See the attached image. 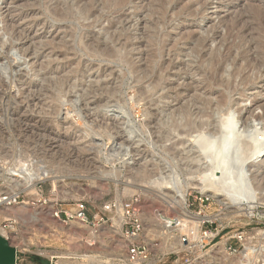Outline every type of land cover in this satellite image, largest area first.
Returning a JSON list of instances; mask_svg holds the SVG:
<instances>
[{"label":"rangeland","instance_id":"1","mask_svg":"<svg viewBox=\"0 0 264 264\" xmlns=\"http://www.w3.org/2000/svg\"><path fill=\"white\" fill-rule=\"evenodd\" d=\"M36 1L0 0V166L3 172L17 175V178L20 176L16 171L23 163H30L33 168L44 166L56 173L55 186L50 180L38 183L40 196L23 191L27 194L25 201H29L24 212L16 208L1 212L18 218L16 232L9 238L18 250L17 264H67L59 262L57 257L64 254L77 256L80 261L81 256L89 257L93 264H123L129 240L119 228L120 219L115 217L114 222H102L96 214L106 201H122L133 196L139 197L144 225L142 239L151 250L145 264H248L249 260L258 264L261 257L256 255L264 243V204L254 210L238 211L226 208L217 198L190 190L183 209L170 196V190L156 189L132 174L146 165L147 171L155 175L166 153L161 145L170 152L181 150L176 146L177 132L169 141L161 139L159 110L177 109L188 103L189 108L194 109L191 111H196L192 99L205 95L208 90L202 83V69L194 61L195 53L190 50L194 45L193 36L207 38L203 52L218 46L219 40L226 36L227 25L236 18L241 19L240 25L252 22L251 13L257 6H264V0H177L175 7L179 9L174 7L163 13L153 12L155 0H131L120 12L101 8L99 16L82 15L74 22L58 21L51 15L49 8L54 1L52 4L49 0ZM90 22L92 25L87 26ZM112 22L115 27L104 32ZM71 30L77 33L76 42L68 36ZM250 31L241 34L247 43ZM119 33V40L113 42L114 35ZM63 36L64 40L73 42L70 46H77L70 47L72 50L67 51L66 59L57 49L47 45L51 38L57 41ZM92 36L105 39L111 48L118 50L116 56L89 48ZM72 53L75 55L69 57ZM153 64L162 65L155 78H142L144 71L149 73ZM159 75L164 82L161 80L156 86ZM56 80L65 82L61 92L63 103L56 107L59 115L54 113L55 103L44 91L50 81ZM108 87L114 96L103 92ZM256 87L260 94L254 98L264 99V83ZM255 90L247 92L248 100L244 99L242 105L254 108L250 95ZM163 94L167 95L161 98ZM98 97L97 105L94 102ZM232 98L238 99L231 94L230 100ZM104 106L105 112L101 111ZM120 109L125 114L131 113L133 118L130 119L147 139L146 143L131 146L133 170L120 164L108 165L100 154L91 155L92 150L77 152L79 147H89L91 138L109 145L112 140L107 138L108 130L116 136L114 143L126 142L117 129L118 119L112 113ZM254 113L260 114L261 109H254ZM85 128L92 132L86 138L83 136ZM63 136L70 146L64 145L58 151L53 146ZM113 167L119 169L118 177L103 172ZM16 181V185L20 184ZM40 199L46 203H39ZM79 200L87 204L89 224L66 219V214ZM55 210L59 211L58 218ZM201 222L215 236L203 248L195 244V238L189 237L193 225ZM239 235L244 238L242 242L236 239ZM116 248L118 256H113Z\"/></svg>","mask_w":264,"mask_h":264},{"label":"bare ground","instance_id":"2","mask_svg":"<svg viewBox=\"0 0 264 264\" xmlns=\"http://www.w3.org/2000/svg\"><path fill=\"white\" fill-rule=\"evenodd\" d=\"M49 1H51V4L52 1H54L53 6L49 8L50 9L49 12L51 13V15H53L55 19H57L58 21L68 22V20L73 21L75 19H78L82 15L86 17H94L95 15L99 16L98 14L99 10L103 11V9H106L107 12L110 11L120 12L131 0H49ZM97 1L99 2L98 6H96V4L98 3ZM175 1L177 0H155V6L154 8H152L153 12L163 13V12H168L167 10L169 9L174 10ZM184 1L185 0H183V2ZM259 1H263V0H259ZM183 2H181L180 4H182ZM259 7L257 6V8H255V10L251 13L250 18L252 22H249V24L240 25L241 19L238 18L232 20L230 26L227 25L228 29L225 30V32H227L226 36L225 35H223V37L221 36L222 38L219 40L218 43L219 45L215 46L214 48H210L208 46L209 48L205 52H203L202 49H204L206 43H208L206 42L207 38L205 37L201 38L200 36L194 38L195 35L194 36L192 35L194 41H192L193 39L190 40L194 42V45L192 46V49L190 48V50H192L195 53L194 55L196 59L194 61L195 62L197 61L198 68L202 69V73H200L201 75L204 76L202 78L204 82L202 83L205 84L206 88L208 87V90L205 92V95L202 94L203 96L202 95L194 96L195 98L192 99V103H193L192 106H195L196 111L192 112L191 110L194 109L193 107L192 109L189 108L190 106H188V103L180 106L177 109L175 108L172 110L171 109L169 110L168 108L160 107L162 109L159 110L160 113L159 115H161L162 119L161 121L160 120L159 121L161 123L160 127L163 129L161 133V137H162L161 139L169 141L172 138L171 136H173L177 132L178 133L177 135H179L178 137L179 139H177L178 141L176 146L178 147V149L180 148L181 150L176 152L172 150L170 152V150H167V148L161 145L160 148L163 147L162 149L164 150V153L165 152L166 153L163 156L162 166L157 168L158 172H156L155 175L151 174L147 171V166L144 165L143 167H138L135 170V172H133L132 174L134 177L136 178L138 177V179L143 183L150 184L156 189L170 190L172 192V195L170 196L175 198L176 200L175 202H177V204H179V206L183 209L185 208V204H186V196L190 190H196L202 194H207L214 198H217L218 201L226 208H231L233 210L235 209L238 211L254 210L260 204H264V186H263L264 170L262 172L264 166H262L261 164L263 163L264 165V159H263L264 99L256 100L254 98L256 95L260 94V90L257 89L256 85L258 83H262V82L264 83V6H259ZM147 11L150 10L147 9ZM189 18L191 19V17H188V19ZM153 22L156 23V21ZM91 25L92 23L90 22V24L87 26H91ZM114 27L115 24H113L112 22L111 24H109L107 31L104 32L108 33L109 29H112ZM248 29L251 30L250 31L251 38L247 43L244 40H242V37L244 35L241 34H243L244 31L247 32ZM156 32L155 34L152 32L151 33L157 35ZM75 34L77 33L71 30L68 36L72 40H74ZM197 35L198 34H196V36ZM120 36H121L120 33L119 35H114L113 42L119 40ZM65 38L64 36L63 39H61L60 37V39L58 38L59 40L57 41L53 40L54 38H51V40L47 42V45L50 46V48H52L53 50L57 49L60 52V54L63 55L64 59L68 57L67 51H69L70 49L72 50V48L70 47H74V48L77 47V46L75 47L74 45L70 46L71 42L64 40ZM109 38L112 39V35H110ZM230 38L232 39L230 40ZM104 40L102 39L100 40L93 36L90 37L88 43L89 48H91L92 50H96V52L101 51L103 52V54H107V56H116L118 50H116L115 48H111L108 45V43L105 42ZM151 41L154 42L153 40ZM10 48H11L10 45L7 46L8 50ZM220 48H222L223 51ZM252 48L253 51L251 50ZM176 49L177 47L175 48V50ZM180 50L181 48H179L178 51L179 53ZM251 51L252 54L250 56L249 53ZM74 55L75 54L73 53L69 54V57L70 56L73 57ZM158 57L160 56L158 55ZM160 66L162 65L153 64L150 71H148L149 73H147L146 70H145L146 72L144 71L145 74L142 76V78L144 79L148 77L152 78L154 75L158 74L157 72H159L158 70H160ZM65 77L66 76H64V79ZM163 79L161 78V75H159L156 86L161 84L160 82L161 80L162 82H164ZM64 84H65L64 81H57V80L54 82L50 81L49 85H47L46 88L44 89L45 93L48 94L49 98H51V100L55 103L54 113L56 115L58 114V110L56 109V107L59 106V104H61L62 102L61 96L63 93L61 94V92ZM109 88L110 87H108L107 90L105 89L103 92L109 95L111 93L113 94L112 91H108ZM252 89H256V90L253 93L250 92L251 95L249 94L250 96H253L252 99L250 98V103L254 108L251 109L247 105H242V103L246 99L248 100L249 96L247 92ZM112 90L114 89L112 88ZM115 91L117 90L115 89ZM214 93L217 94L216 97H212ZM231 94L235 96L237 95L238 99L234 100L232 98L233 100H230ZM164 95L165 94H163V96L160 95L161 98L164 97ZM71 97L69 95L68 98L70 99ZM99 101L100 98L99 99L96 98L94 103L97 104ZM160 101H162V99ZM256 108L261 109L260 114L254 113V109ZM101 111L105 112V106L101 109ZM112 113L113 116H115L118 119L119 126L117 127V129L120 130V132L124 135L126 142L119 141L114 143L116 136H114L108 130L107 138L109 140H112V142H110L109 145L106 146L102 142L101 143L94 142L96 138L95 139L91 138L93 141L88 142L89 147L86 146L79 147V151L77 152L81 153V151L82 152L87 151L88 153L89 150H92L94 152L91 155L100 154V157L108 165L114 166L120 164L127 168L132 169L131 146L138 145L141 142L146 143L147 139L143 136V132L141 128L137 126L132 121V119H130L133 118V116L132 117L130 116L131 113L129 114L127 112L125 114L121 109L120 111L115 110ZM257 124L258 126L260 125L259 128L258 126L256 127ZM90 134L92 135V132L89 131L88 128H85L83 136L86 138ZM93 135H97V134L93 133ZM180 136H185L186 139H183V137L180 138ZM66 139L67 138L63 136V139L58 141L56 140L58 143H56V145L53 147L58 148V151L62 146L64 147V145L65 147L66 145L69 147L70 146L69 142H66L67 141ZM72 148L74 149V147ZM87 156H89V154H85V157ZM259 162L261 163L259 164ZM16 172L20 176L18 178V183L20 184L18 185H16L17 183L15 184L16 188L19 191L22 192L26 191V193L28 194L32 193L36 196H40L38 183L50 180L53 183V186H55L54 177H56L55 176L56 173L52 169H47L44 166H38L36 168H33L31 167L30 163H23L20 165V167L17 169ZM103 172L118 177L120 171L117 167H113L112 169ZM178 176H181L182 179L180 180L177 179ZM27 206L28 205L20 204V205H13L5 209L9 211L16 208L18 209V211L24 212L27 209ZM118 222H120V220ZM198 225L199 224H194L193 227L195 228ZM3 233L6 235L5 232ZM247 247L248 246H246V248ZM263 254H264V249L261 248V251L259 250L256 256L260 255V257H262ZM112 255L118 256L117 248L114 251V253H112ZM57 257L60 259L59 262L67 263V264L94 263L93 259L89 260V257L86 256H81V261L77 256H73L69 254L66 255L64 254ZM122 262L123 264H131L128 263L125 258L122 260ZM247 263L254 264V262L250 260L249 262L247 261ZM15 264H17V262Z\"/></svg>","mask_w":264,"mask_h":264},{"label":"built area","instance_id":"3","mask_svg":"<svg viewBox=\"0 0 264 264\" xmlns=\"http://www.w3.org/2000/svg\"><path fill=\"white\" fill-rule=\"evenodd\" d=\"M16 180H18L16 176L3 172L0 166V234L8 240L10 236H13L16 232L15 228L18 226L19 222L15 215H2V209L13 205L29 204V201L26 202L24 199L27 194L16 188ZM38 187L40 189L39 184ZM38 202L41 204L46 203L41 199L38 200ZM31 203L33 204L32 201ZM54 215L58 218L59 211L55 210ZM96 216H98V220L102 222L104 220L114 222L115 217L121 220L119 228L129 240L125 252L128 263L145 264L149 260L151 250L149 245L142 239L144 225L138 196H133L122 201H106L99 207ZM66 219H74L79 223L89 224L86 202L83 200L76 202L74 209L66 214ZM203 225L204 222H201L196 228L193 227V229H190L189 234V237L195 238V243L197 245L199 244L202 248L215 237L212 231L204 228ZM236 239L238 242H242L244 238L242 235H239L236 236ZM260 248H264V243ZM233 251L235 250L233 249ZM258 264H264V254Z\"/></svg>","mask_w":264,"mask_h":264},{"label":"water","instance_id":"4","mask_svg":"<svg viewBox=\"0 0 264 264\" xmlns=\"http://www.w3.org/2000/svg\"><path fill=\"white\" fill-rule=\"evenodd\" d=\"M17 261L16 247L0 234V264H15Z\"/></svg>","mask_w":264,"mask_h":264}]
</instances>
